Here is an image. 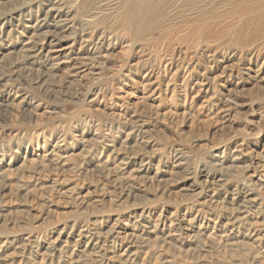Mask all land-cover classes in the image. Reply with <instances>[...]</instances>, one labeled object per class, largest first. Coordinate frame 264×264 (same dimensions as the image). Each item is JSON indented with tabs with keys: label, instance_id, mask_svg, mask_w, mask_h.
Here are the masks:
<instances>
[{
	"label": "rangeland",
	"instance_id": "1",
	"mask_svg": "<svg viewBox=\"0 0 264 264\" xmlns=\"http://www.w3.org/2000/svg\"><path fill=\"white\" fill-rule=\"evenodd\" d=\"M111 1L0 0V264H264V2L211 5L184 46L216 61L153 83L161 53H123L127 0L80 26ZM169 3L151 43L208 7ZM109 44L93 75L55 67Z\"/></svg>",
	"mask_w": 264,
	"mask_h": 264
},
{
	"label": "bare ground",
	"instance_id": "2",
	"mask_svg": "<svg viewBox=\"0 0 264 264\" xmlns=\"http://www.w3.org/2000/svg\"><path fill=\"white\" fill-rule=\"evenodd\" d=\"M261 1L264 2V0H258V1H252L250 4V2L244 0L243 1L233 0L231 5V7L233 8L232 11H235L237 14H241L240 16L243 17L245 15H251V13L257 11L258 9L257 4H255L254 7V3H258ZM119 2L120 0H112L110 3L105 4L104 5L105 9L93 13V15L89 19L91 21L82 23L80 26L83 28V30H85L90 23L100 18L102 19L103 13H109L110 11H112L116 7V5L119 4ZM169 2L170 0H127L120 7V12H119L120 15L116 17L114 21V23H116V21L123 22L124 25L121 30H124L127 33H129V35L134 40L132 42H128V44L122 48L123 53H128L130 49L137 50V54L140 55L148 51L151 52L155 50L161 53V57L158 61V70H157L158 72H156V70L155 71L152 70L151 72H149V74L145 76V77H149L150 81L151 78H155L153 83H155L156 81L160 82L165 72L170 70L173 71V69L175 70L171 74L170 82L175 81L176 77H178L182 71L183 73L188 74L187 71L188 68L193 69L195 68V65L211 64L215 62L218 54L217 50H215V52H212L209 46H205L204 49H200L191 45H188L189 47L184 46L185 45L184 40H188L194 35H196V33L203 32L204 29H206L205 25H208V23L205 21H208V17L210 16L209 9L210 7L212 8L211 5L216 4L218 0H205L208 7L203 11H201L200 15H196L191 21H188L187 24L182 25L180 28L177 29L175 28V30H179L178 33H175L174 35H168L167 37H162L159 40H156L152 43L150 42L149 39L152 36L153 31L157 30L156 33H159L163 30V29H159L160 26L157 24L158 21L159 20L161 21L162 17L164 16L165 8L170 4ZM109 29L110 26H108L107 30L102 31L101 36L99 38L100 44L106 43L107 39L104 38H105V34H109V32H111ZM66 30L63 32H66ZM163 34H169V33H163ZM201 35L199 36L202 37ZM203 36L207 37V34ZM146 39L148 41L147 44H146L147 42ZM190 40L192 41L193 39ZM52 42L53 41L51 40L50 43ZM70 48L71 46L68 47L65 46L61 48L51 49L49 50V52L57 53V55L54 56L55 59L58 56L65 54L64 51ZM257 48H259V46L254 47L256 51ZM114 50L115 48L111 46V44H109L108 47H102L100 52L92 53L87 51L84 54H75V56H69L67 58H64L65 60H61L55 63V67H58L59 64L60 66L64 65L66 67L65 72H63L64 77L85 78L89 75H93L94 71L99 70V68L105 69L107 65L106 64L107 61L110 60L112 57H115V55H113ZM88 53H91L93 55L89 56L90 54ZM55 67H53L52 69H54ZM226 67L230 68L233 67V65L225 66V68ZM190 74L186 76L184 82L188 80ZM153 83H149L148 85H151ZM197 87H198L197 93H201L204 91V89H206V83L198 82ZM208 91L209 90L206 89V92L204 93L208 94ZM155 114L158 115L157 112ZM47 166L48 165H45V168ZM100 240L101 239H97L94 246L98 245L100 243Z\"/></svg>",
	"mask_w": 264,
	"mask_h": 264
}]
</instances>
